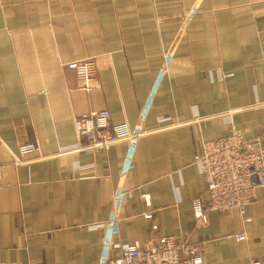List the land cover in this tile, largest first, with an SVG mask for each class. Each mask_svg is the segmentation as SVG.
Wrapping results in <instances>:
<instances>
[{
	"label": "crops",
	"instance_id": "0c3cea01",
	"mask_svg": "<svg viewBox=\"0 0 264 264\" xmlns=\"http://www.w3.org/2000/svg\"><path fill=\"white\" fill-rule=\"evenodd\" d=\"M88 58L84 93L72 63ZM100 108L138 138L64 153L73 114ZM232 126L264 131V0H0V264H99L112 242L159 235L197 244L203 264H264V185L249 221L193 215L194 155Z\"/></svg>",
	"mask_w": 264,
	"mask_h": 264
},
{
	"label": "built area",
	"instance_id": "2783aa9c",
	"mask_svg": "<svg viewBox=\"0 0 264 264\" xmlns=\"http://www.w3.org/2000/svg\"><path fill=\"white\" fill-rule=\"evenodd\" d=\"M72 67L77 78L76 88L89 93L98 78L96 61L88 58L72 63ZM73 125L78 140L72 148L63 150L64 153L105 150L119 140L134 142L141 132L125 122L112 123L108 108L76 112ZM37 150L39 147L33 142L19 146L21 154ZM193 162L205 185L203 196L192 199L195 218L205 222L208 211L234 209L243 221H249L247 212L256 198V188L264 185V131L246 137L232 126L224 136L201 140ZM76 167L83 171L88 165ZM129 191L130 187L123 185L114 190L112 197L117 203L123 202ZM120 215V210L111 215L107 224H113ZM244 238L245 232L234 234L237 241ZM110 249L109 255L99 264H203V254L197 244L173 235H159L145 247L137 240L132 243L115 241Z\"/></svg>",
	"mask_w": 264,
	"mask_h": 264
}]
</instances>
